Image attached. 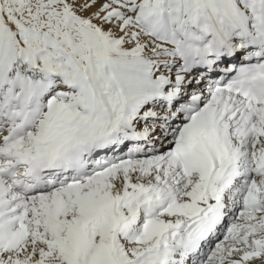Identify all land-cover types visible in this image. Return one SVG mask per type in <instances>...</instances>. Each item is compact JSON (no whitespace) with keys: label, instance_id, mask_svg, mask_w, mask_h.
Here are the masks:
<instances>
[{"label":"snow or ice","instance_id":"obj_1","mask_svg":"<svg viewBox=\"0 0 264 264\" xmlns=\"http://www.w3.org/2000/svg\"><path fill=\"white\" fill-rule=\"evenodd\" d=\"M0 264H264V0H0Z\"/></svg>","mask_w":264,"mask_h":264}]
</instances>
